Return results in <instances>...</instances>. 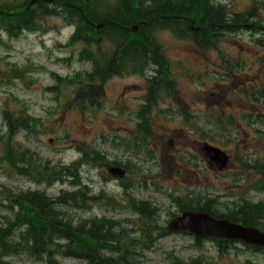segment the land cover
Listing matches in <instances>:
<instances>
[{
    "label": "rangeland",
    "instance_id": "rangeland-1",
    "mask_svg": "<svg viewBox=\"0 0 264 264\" xmlns=\"http://www.w3.org/2000/svg\"><path fill=\"white\" fill-rule=\"evenodd\" d=\"M216 1L233 11H242L251 4V0ZM258 12L264 21V5H259ZM42 22L46 27L60 25L58 18H46ZM60 29L59 32L49 29L42 34L23 35L18 41L10 42L12 48L0 47V111L1 107L22 111L25 116L41 122L36 131L18 132L14 141L30 149L44 164V161L58 165L74 163L80 157L77 147L95 148L104 155L101 164L79 166L76 181L86 185L93 194L103 190L105 195L91 202L90 210H70L71 214L81 219L101 216L118 219L128 235L137 239L134 248L141 254L136 253L135 258L139 257L144 264H170L171 254L185 260L199 257L204 264H246L247 261L264 264V252L247 250L240 243L219 253L214 241L203 238L195 242L191 235L179 233L161 236L151 248H144L140 228L145 223L134 215L135 212L112 204L120 199L125 203L123 188L120 182L107 179L102 167L105 162L117 161L128 166L125 183L143 180L129 191L136 199L153 202L157 207L156 222L163 227L171 213L177 212L170 195L181 196L186 190L202 197H217L220 211H227L245 199L253 203L264 201V192L254 187L258 175L252 168L264 163V138L260 133H264V125H249L247 121L255 119L256 113L264 115V50L252 41V37L255 39L259 35L251 36V31L242 30L222 36L217 50H201L168 31L157 32L164 54L171 61L170 74L179 94L158 100L159 107L148 114L152 132L139 140L135 148L132 131L137 120L135 112L145 92L144 77L128 74L97 87L89 96L95 95L105 103L93 109L68 103L78 93L74 74L88 70L89 63L77 59L82 44L58 48V41L65 43L72 27ZM109 46L110 43L103 42L100 51ZM227 60L238 66L233 65V70H228ZM49 72L65 79V87L59 86L58 93L45 89L54 83ZM81 96L79 93L78 97ZM182 103L192 114L187 119L177 110ZM111 104L122 111L117 112ZM167 105L170 110L161 112ZM7 129L0 133V158ZM202 143L224 149L230 155L231 169L223 173L211 171L198 155ZM0 167V189L5 191L0 196L1 225H5L4 216L14 215L6 187L12 192L30 189L56 196L72 185L68 180L36 183L33 173L16 174L9 163ZM57 258L58 264H87L77 259ZM7 261L8 264H47L31 258L26 252L12 255Z\"/></svg>",
    "mask_w": 264,
    "mask_h": 264
},
{
    "label": "trees",
    "instance_id": "trees-1",
    "mask_svg": "<svg viewBox=\"0 0 264 264\" xmlns=\"http://www.w3.org/2000/svg\"><path fill=\"white\" fill-rule=\"evenodd\" d=\"M55 1L73 10L76 15H79L78 10H82L83 8V1L90 16L96 20H103L106 23V30L115 32L116 35L118 34L121 40L125 39V36L121 33L122 27L130 25L132 21L145 20L146 25L152 26L156 22L161 21L162 16L168 14H183L201 19L204 26L202 31L197 34V38H195L197 41L209 40L208 36L216 32V27L226 21L225 9L211 6L208 3L209 0H154L151 5L145 4V2H148L147 0L145 2L144 0H116L111 13L104 12L107 7L105 0ZM42 8H47V6L44 4ZM84 11L86 12V10ZM28 19L29 14L27 12H24L20 17L22 24ZM236 20L238 23H241L243 20L242 15L236 16ZM180 25L182 26V30H178H181L182 34L186 35L188 25L186 23H181ZM83 26L86 29H82L80 34L94 37L95 34L89 31L91 29L88 26ZM170 27L173 28V26ZM140 34L143 39L136 37L134 42H145V33L142 31ZM189 34L192 37L191 33ZM128 48L126 47L125 49ZM138 49V52L142 53L135 57L144 59V55L153 52L154 47L139 46ZM20 125L25 127L26 122L23 120L20 122ZM11 149V147L8 148L6 155H4V160L9 162L17 173H34V166L36 164L32 158L26 152L15 153ZM18 163L20 164L18 165ZM49 171V168L41 166V169L37 170L36 173L40 174V177H44V174ZM6 189H8L6 190L8 194L7 199L11 202H9V206L13 207L15 205L17 210L14 212V215L3 217L5 225L0 224V241L3 238L0 243V257L5 254L19 253L26 250L27 244L32 249H48L53 244V239L58 238H67L70 242L79 246L85 245L87 239L84 241L82 238H85L89 232H91L93 237L95 235L105 237L102 232L104 226L97 225L98 220H92L90 223L81 221L76 225H72L71 221L62 217L56 208L57 204H65L71 201L76 203L77 200L83 202L86 196L85 188H79L71 193L62 192L55 198H49L42 192H12L9 188ZM0 192L5 191L1 190ZM261 216H264V208L253 205L247 209L246 216L244 217L245 221L243 222L249 223L247 220L255 221ZM16 229H19L17 233L15 232Z\"/></svg>",
    "mask_w": 264,
    "mask_h": 264
},
{
    "label": "water",
    "instance_id": "water-1",
    "mask_svg": "<svg viewBox=\"0 0 264 264\" xmlns=\"http://www.w3.org/2000/svg\"><path fill=\"white\" fill-rule=\"evenodd\" d=\"M198 221H199V217H197L196 228L200 229V230L204 229L205 226L203 224L200 225V227H199L200 223H198ZM215 224H216V228H217L216 229L217 234L224 235L227 237H231L233 234L237 235V236H241L237 230L232 231V227L228 226L227 223L217 221V222H215ZM193 225H194V223H193ZM202 232H205V231H202ZM243 239L246 240L247 242H252L255 244H259V245H264V234L258 233L256 231L246 232Z\"/></svg>",
    "mask_w": 264,
    "mask_h": 264
}]
</instances>
